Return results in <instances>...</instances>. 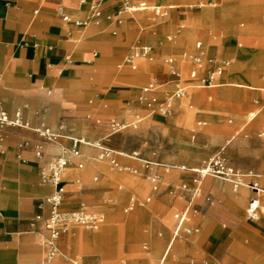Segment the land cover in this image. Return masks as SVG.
Segmentation results:
<instances>
[{"label": "rangeland", "instance_id": "rangeland-1", "mask_svg": "<svg viewBox=\"0 0 264 264\" xmlns=\"http://www.w3.org/2000/svg\"><path fill=\"white\" fill-rule=\"evenodd\" d=\"M139 1L143 0H132V2ZM145 1L147 4H171L172 2L171 0ZM201 1L204 4L217 3L214 7L215 12L223 7V0ZM64 2V5H54L51 9L47 8L44 3L40 4L37 16L31 26L36 28L37 22L42 16L41 29L44 27L49 31L51 27H61L66 30L63 35H58V38H49L48 43L53 46L50 54L57 56L59 64L56 66L58 69L55 68L53 71L55 66L48 61L51 74L48 76L45 74L44 77L41 75V78L38 76L40 79L37 82V89L45 97L54 96V92L51 94L47 92L48 88L49 90L59 88L63 82L76 79L79 82L78 89L60 91V93L65 94L68 91L71 93L75 91L77 92L76 98L75 96L69 97L68 103L54 99V107L47 115L45 114L48 108L47 104L43 102L35 108L26 105L31 94L24 92L23 103L13 106L9 110H14L17 107L29 111L38 110L43 115L44 122L53 125L58 120L63 119L70 127L85 134L89 142L100 140L108 134L109 131L104 125L107 120L112 118L123 119L127 126L104 140L113 150L125 153L124 155L114 154L115 161H122V168L115 169V171L132 178L137 184L145 182L146 189L140 194L136 187L127 183L121 184L105 180L104 173L96 168V163L106 161L108 166L114 165L108 160L97 159L94 150L91 155H85L82 170L87 167L92 168L87 181L76 178L72 182L75 183L80 180L83 193L87 191L97 192L98 195H104L103 199L105 200L93 203L87 196H82L66 201L72 206L85 204L89 206L88 209L91 211L103 209L104 207L99 206L100 203L115 205L116 217L112 219V225L113 230H117L120 234V250L112 261L101 258L96 249L80 257L70 250L68 245L69 234H64L58 240L61 253L68 258L77 259L78 264H96L97 262L101 264H130L148 257L151 252V246L148 242H141L138 250H134L128 244L126 217L135 211L137 206L146 207L156 200V197L166 202V209L149 210L151 219L147 230L157 236H162L166 229L171 232L173 226L168 223V219H171L173 223V214L188 203L185 202L189 194L186 189L180 186L182 182L183 184H198L200 188V193L195 197L188 217V222L193 225V232L195 233L189 236L180 232L182 237L192 239L201 236L204 232L200 224L202 218L207 223L208 230L213 234L220 230L229 231L232 234L243 233L246 238L244 240H248L254 246L252 250L254 255L245 263L256 264L261 258L264 259V204L259 206L260 218L258 220L248 218L246 213L249 200L257 198V191L252 189L249 182L256 181L260 187L264 188V121H250L253 114H248L245 118L249 111L264 107V90H261V87H264V0L259 3L252 0H233L231 9L227 8L229 12L226 15L231 20L235 30L233 40L226 41L225 36H222L220 31H214L211 25H203L199 27L198 31L209 29L212 32L211 40L205 42L200 36H197L191 41V49L184 45H176L175 34L188 27L191 18L198 13L196 10L199 7L198 4L193 7L181 5L178 8H172L165 19L158 20L151 26L150 24L153 22L152 12L126 11L119 13L117 0H64ZM94 2L104 13L99 23L94 22L90 17V9ZM81 4L85 6V12L82 15L76 13L79 5L82 6ZM38 6L39 4H37ZM174 12L176 13L175 18H173ZM64 15L69 16L73 21H86L87 24L75 26L73 23H66L62 19ZM117 16L122 18V23L119 25L115 22ZM258 19H261L262 23L253 26L252 22ZM169 20L172 26H169V31H164V26L167 25L165 22ZM181 24L184 26L183 28L179 27ZM77 37L81 41L74 44L73 41ZM138 39L146 41L152 47L149 55L141 58L148 63V69L140 76L137 75L139 66L136 70H131L122 64L124 56L130 51L132 44L138 42ZM198 40L202 41L204 57L207 55L208 57L212 56L217 61L228 60L225 70L216 81L220 84L217 87H194L188 77L191 61L187 57L183 58L181 54L186 52L188 55L195 52L194 45ZM82 42L85 43L82 51L83 56L76 58V50L80 48ZM56 47L59 50H55ZM233 48H236L233 54L228 55V52H224ZM93 52H97V56L91 60ZM165 58H172L173 62L180 66V79L169 71L164 62ZM119 64H121L120 67ZM42 77L43 80H41ZM47 78L50 82L46 81ZM30 79L31 77L27 76L26 80ZM150 83H154L157 96L160 99L171 96L179 88L183 89L181 95L175 98L176 110L173 114L162 115L158 111H153L152 107H149L145 102L138 100L141 89ZM237 83H243L245 86H238ZM160 84L172 86L161 87ZM42 87L43 89H41ZM188 89L194 90L195 93L186 94ZM229 107H233L234 110H230ZM236 109L241 112V120H244L242 123H235L237 115L234 111ZM0 110L5 109L0 108ZM183 111L193 112L189 123L178 118ZM87 115L90 117L87 118ZM96 119H100L103 124L96 125L94 123ZM209 127H228L229 129L219 133L217 139H213V137L205 134ZM91 130L98 132L90 135ZM4 132L12 136V140L29 135L25 129L20 127L5 128ZM228 140L229 142H227ZM24 149L32 150V146ZM132 151L139 152L141 157L146 159L168 164H183L187 170L169 168L165 171L159 169L162 178L158 190L154 194V198L152 197L150 201L146 202V197L151 188V179L148 177L149 173L146 174L148 169L144 163L130 156ZM24 153L16 146V157L22 156ZM0 154H5L1 152V147ZM214 158L222 159L234 171L241 174V178L247 187L239 186L235 189L229 176L221 172L202 174L192 171L193 168H203ZM25 160L26 162L20 160V163L25 165L29 162L28 159ZM31 163L35 167L30 168L29 171H20L16 167L15 170L7 172L6 184L11 188L17 187L18 182L14 176L15 173L21 176L36 177V161L33 159ZM155 169V166L152 167V171ZM0 174L2 173L0 172ZM93 177H97V180H93ZM63 181L65 182V178ZM242 188L247 190V197L239 204L235 197ZM114 192H118L123 197L118 200ZM260 193L258 198L264 197V193ZM39 196L32 197L29 204L22 203L16 221L21 224L27 223V219L35 211L36 198ZM130 197L134 198L137 205L133 209L125 211ZM105 224L106 222L96 230L102 229ZM74 227L88 229L80 225ZM21 230L32 232L27 226ZM38 240L39 236L36 234L34 241L36 245H38ZM258 241L260 242L256 245L255 243ZM165 243L166 241H164L163 247H165ZM197 248L198 251L205 249L199 241ZM205 251L211 257L208 261L209 264L216 261L213 257L215 250L210 244H208V250ZM6 252L5 249L0 251V264L5 263ZM37 259L40 263L41 253H38ZM198 259L200 258H193L192 262L189 261L195 264ZM56 260L59 264H72L61 255L48 264H52ZM174 263L165 262V264Z\"/></svg>", "mask_w": 264, "mask_h": 264}, {"label": "crops", "instance_id": "crops-1", "mask_svg": "<svg viewBox=\"0 0 264 264\" xmlns=\"http://www.w3.org/2000/svg\"><path fill=\"white\" fill-rule=\"evenodd\" d=\"M119 1L120 0H117L118 8H119ZM129 1L133 5H138L139 3L144 2L148 6L147 9H143V10L137 9L129 12H135V11L152 12L153 17L151 18L153 22L150 24L151 26L157 23L158 20L165 19L168 15L169 10L172 8L173 9L178 8L181 5L193 7L194 5L198 4L199 7L198 9H196L198 13L191 18L188 27L179 30L175 34L176 45H184L185 47L191 49L192 47L191 41L193 38L197 36H200L205 42H210L211 40L210 36L212 32L209 29L202 30L201 32L198 31L199 27L203 25H211L214 31H220L221 35L225 36L226 41H232L235 35V30L232 27L233 26L232 22L226 17V15L229 12L227 8L231 9L230 7H232L233 0H223V4H222L223 7L217 12H215L214 10V7L217 5V3L204 4V2H202L201 0H171L172 1L171 4H147L145 0L139 2H132V0ZM252 1L259 3L262 0H252ZM43 3L46 5L47 8L51 9L54 7V5H58V4L64 5L65 2L64 0L61 1L0 0V108L1 109L4 108L5 111H7L10 115H12L17 109H19L21 110L23 117L29 120L32 124H38L41 122L49 126H55L59 122H65L69 130L73 134L81 135L87 138L85 134L70 127L69 124L63 119L58 120V122H56L54 125L44 122L45 120L43 118V115L40 114L38 110L29 111L27 109H22L18 107L15 108L14 110H9L11 107L18 106L23 103L24 92L31 94L27 100L28 104L25 101L26 105H30L35 108L44 102L48 106V108L45 111V114L47 115L54 107V99H59L63 103H68L71 97L73 98L75 96L76 98L77 92L75 91H74L75 93L74 92L71 93L69 91L66 94L60 93V91L62 92L63 90H67V89L68 90L78 89L79 86L77 85L79 84V82H77L76 79H70L66 83L63 82L62 84H60L59 88H53L50 90L48 88L47 92L49 94L54 92V96L45 97L43 94L39 93L40 90L37 89V82L41 78V75H43L44 77L45 74L47 76L51 74L50 73L51 69L48 68V61L52 62V64L55 66L53 67V71L55 68L58 69V67L56 66L57 64H59L57 56H53L52 54H50L53 46L48 43L49 38L50 37L56 38L60 34L63 35L66 31L64 28L61 27L59 28L51 27L49 31L46 30V28L44 27L43 29H41L40 27H42L41 24L42 23L41 20L43 18L42 16H40L39 21L37 22L36 25L37 27L36 28L31 27L39 11L40 4ZM37 4H39L38 7ZM92 6L90 9V15L92 12ZM152 6H159L160 8L164 9L166 11L165 15L164 16L156 15L155 12L151 9ZM77 10L78 11L76 13L82 15L83 12H85V6L79 5V8ZM100 10L102 16L104 13L102 9ZM118 17L121 18L120 16H117L116 18ZM175 17H176V13L174 12L173 18ZM116 18H115V22L117 23ZM63 21H65L66 23H73L75 26H79L76 25L75 21L71 19L69 21L63 19ZM121 23H122V18H121V22L117 24L119 25ZM165 23L168 26L167 25L164 26V31H169V26H172V23L170 20ZM260 23H262L261 19L252 22L253 26L259 25ZM179 27L183 28L184 26L181 24ZM72 34H74V32H72ZM79 41H81V39H78L77 37L74 39L73 42L74 44H77L79 43ZM196 42L201 43V47L199 49L196 47ZM196 42L194 45L195 52H191L189 54L198 53L200 51H202L204 54L205 52L203 50L204 48L202 46V41L198 40ZM84 44L85 43L82 42L81 45L79 46L80 48L76 50L75 53L76 58H80L81 56H83L82 51ZM139 44L149 45L146 41H143L142 39H138V42L132 44L130 51L124 56V58L131 52L134 46ZM210 49L213 50V48ZM55 50H59V48L56 47ZM235 51L236 48H233L230 51H224V52H228L227 54L229 55V54H233ZM94 53H96V55H94ZM181 55L183 56V58H186L187 53L183 52ZM96 56H97V52H93L91 60H94ZM205 56L208 57L207 55ZM124 58L122 64L128 66V68H130L131 70H136L137 67L139 66L138 74H137L138 76L144 74L147 71L148 63L145 60H142L141 58L137 59L136 68H132L124 62ZM211 58L213 57L211 56ZM60 63L65 64L64 62H60ZM173 64L176 66L178 72L180 73V66L174 62ZM118 66L120 67L121 64H119ZM27 76L31 77V79L26 80ZM38 76H40V78ZM220 76L217 77L216 81L219 79ZM43 77L41 80L44 79ZM46 81L50 82L48 78L46 79ZM219 85L220 84L216 82L214 86L197 87V88H212V87H217ZM237 85L245 86V84L243 83H237ZM159 86L171 87L172 85L160 84ZM251 87L255 88L253 86ZM41 89H43V87ZM261 90H264V87H261ZM219 91L221 92L222 90ZM194 93H195L194 90L188 89L186 94L192 95ZM154 94L157 96L156 89ZM229 109L234 110L233 107H229ZM234 113L235 115H237L235 123H242L244 120H241L242 115L240 110L236 109ZM248 114H253L250 118V121L251 120L264 121V107L249 111L245 115V118L247 117ZM192 116H193V112L183 111L178 118L180 120H184L186 123H189L191 121ZM95 121L94 123L96 125L103 124L101 120L100 123H96ZM104 125L108 129L107 121L104 123ZM5 128H12V127L0 125V147H1V152L5 153V154H0V172L2 173L0 174V251H3L4 249L7 251L6 252L7 258L4 264H40V263L48 264L44 262V250L40 245L41 234H39L38 231L32 230L30 228L29 220L37 213H45L46 209L44 207L41 208L40 204L43 202V199L51 192V188L48 184H43L40 182L39 170L42 163L45 160L49 159L51 156H53V154L57 150L54 146L48 145L46 147L45 157L43 160H38L37 158H35L33 154V150H29V149H23L22 152L25 153L22 154V156L19 155L18 157H16L15 149L16 146L18 149V145H17L18 143H20L24 139H28L32 143H35L38 142L40 139L36 134L25 129V132L29 135L17 137L16 139L12 140L11 138L12 136L6 134L5 133L6 130L4 132ZM228 129H229L228 127H224V128L209 127L206 129L205 134L213 137V139H217L219 133L223 131H227ZM97 132H98L97 130H91L90 135L97 134ZM3 133H5L4 136ZM109 136L111 135L107 134L106 136L102 137L100 140L102 139L104 140ZM104 142L108 145L106 140H104ZM227 142H229V140ZM80 150L82 153V158L71 159V161L69 162V164L67 165V167L63 172L62 183L64 186V197H63L64 199H63L62 207L64 210H75L81 205V204H78L77 206L69 205L66 201L68 199L87 196V198L93 203H97L99 201L105 200L103 199L104 195L103 196L98 195L97 192L87 191L83 193L82 188L80 186V180L76 181L75 183L72 182V180L76 178L87 181V177L92 168L87 167L86 169L82 170L84 167V160H85L84 157L85 155H91L93 153V150H94V155H97L98 152L97 149L89 145H82L80 147ZM31 154L33 155L32 156L33 158L31 157ZM7 156L9 157L7 158ZM113 157L115 159V156ZM19 159L24 162H26L25 159H28L29 162L23 165L20 163ZM33 159L36 161L37 164L36 177L38 179V182L35 176H31V177L28 175L21 176L15 173L14 176L18 182L17 187L11 188L9 185L6 184L7 172H11L12 170H15L16 167H18L20 171H25V170L29 171L30 168L35 167L34 164L31 163ZM80 162L82 163V167L78 166ZM118 162L119 164L122 163V161H118ZM96 168L104 173L105 180L119 182L121 184L127 183L130 186L136 187V189L140 194H142L143 191L146 189L145 182H141L137 184L132 178L126 177L123 173L115 171L116 168H113L111 165L108 166L106 164V161L96 163ZM159 169H164L165 171L169 170L162 167L157 168L154 171L146 170V174L149 173L148 176L152 172H156L158 174L159 176L158 186L162 178ZM63 178H65V182L63 181ZM93 180H97V177H93ZM150 183H151V188L146 197V202L150 201L152 197L154 198V194L158 190V187L156 190H154L152 188L151 181ZM182 184L183 183L181 182L180 186H182ZM184 184H186L189 187H193L195 185V184L191 185L188 183H184ZM114 195L118 200H120L123 197V195L119 194L118 192H114ZM34 196H39L38 198H36L34 213L32 214V216H30L27 219L26 224L19 223V221H16L17 220L16 217L18 215L17 213L20 209V206L22 205V203L29 204L32 200V197ZM246 197H247V190L245 188H242L240 192L236 195L235 199L240 204L244 201ZM155 199L156 200L152 201L146 207L137 206V209L126 217V221L128 222L127 223L128 244H130L134 250H138V246L141 244V242H148L151 246V252L149 253L148 257L134 261L130 264H165L166 261H169V263L175 262L174 264H193L191 263L192 259L198 257L200 259H198L195 264H209L208 261L211 259V257L205 251L208 250V244L212 246V249L214 248L215 251L213 257L216 259V261L210 264H247L245 262L254 255L252 254V250L254 246L252 245V243H249L248 240L247 241L244 240L246 238L244 237L243 233L232 234L229 231L220 230L217 231L215 234H213V232H210L208 230L207 223L202 218L200 224L204 232L201 236H197L195 238L190 239L189 237L188 238L182 237V235L179 233L178 236L173 237V230L176 222L174 218V214L182 211L185 205L183 208L176 210V212L173 214V219H174L173 223L171 219H168V223L172 224L173 226V230L171 232H169L166 229L165 231H163L162 236H157L156 234L151 233L150 231L147 230L148 226L150 225V219H151L150 217L151 213L149 212V210L166 209L165 208L166 202H163L162 199L159 200L156 197ZM188 199H189V195L185 203L188 202ZM136 205L137 204H135L134 198L130 197L125 211L133 209L134 206ZM85 206L87 207V209L89 208V206L87 205ZM99 206L104 208L97 209L92 212H101L104 214L103 223L106 222V224L103 225L102 229L99 230L78 229L73 226L72 229L65 234H69L68 245L70 247V250L73 251L76 255L82 257L84 254L96 249L100 253L101 258L112 261L116 256V254H118L121 245L120 234L117 230L116 231L113 230V225H112V219L116 217V206L112 204L107 205L106 203H102V204L100 203ZM186 225L194 228L192 224H189L188 220L186 222ZM25 226H27L30 230H32V232L25 230L20 231V229L24 228ZM38 227H39L38 228L39 231H42L41 227L40 226ZM193 230L191 233H185L184 231L181 232H184L186 235L191 236L195 233L193 232ZM36 234L39 236L38 245H36L34 242ZM164 241H166L165 247H163ZM198 241L200 242V245L203 246L205 249L198 251L197 248ZM259 242L260 241L256 242L255 244L257 245V243L259 244ZM38 253H41L40 263H38L39 261L37 259ZM59 256L60 255L56 256L55 258L57 259V257ZM61 257L63 256L61 255ZM69 259L75 260L76 264H78L77 259L75 258H69ZM52 264H59V263L56 260ZM96 264H101V263L97 262ZM256 264H264V259L261 258V260H259Z\"/></svg>", "mask_w": 264, "mask_h": 264}, {"label": "built area", "instance_id": "built-area-1", "mask_svg": "<svg viewBox=\"0 0 264 264\" xmlns=\"http://www.w3.org/2000/svg\"><path fill=\"white\" fill-rule=\"evenodd\" d=\"M148 6L141 2L138 5H133L129 0L119 1V11H134L137 9H147ZM151 9L156 15L164 16L166 11L159 6H152ZM91 19L99 23L101 17V10L96 3L92 6ZM63 19L69 21L68 16L64 15ZM117 23L121 22V18H116ZM76 25L87 24L86 21H75ZM196 47H201L200 42H196ZM151 52V46L147 44H139L132 48L131 52L124 58V62L132 68H136V60L139 58H145ZM96 55V53H94ZM203 52L189 54L186 57L191 61V68L188 72V77L192 81V85L195 87H209L216 84V79L225 70L228 60L217 61L211 57H204ZM165 63L169 66V71L175 75L178 79L181 78L176 66L173 64L171 58L165 59ZM155 85L150 83L141 89V94L138 96V100L145 102L149 107H152L153 111H158L162 115L169 116L174 113V101L175 98L181 95L183 91L179 88L171 96L159 99L155 94ZM89 118V115H87ZM96 123H100V119H96ZM0 125L8 127H20L27 129L38 136L40 139L38 142L32 143L28 139L22 140L18 144V149L23 150L28 146H32L33 154L38 160H43L45 157V150L48 145H52L56 148V152L49 159L45 160L40 166L39 178L43 184H48L51 188V192L43 199L40 204L41 208H45V213H37L30 220V228L38 231L41 234L40 245L44 250V262L49 263L56 256L62 255L72 263L76 264L75 260L69 259L66 255L61 253L58 247V239L62 234L68 233L74 225H82L91 229H97L103 223L104 214L101 212H92L87 209L84 204H81L75 210L63 209V197L64 186L62 183V176L65 168L73 158H82L80 147L82 145L90 144L93 148L97 149V159L108 160L111 164L115 163L114 154L117 151L110 148L104 140H96L89 142L84 136L73 134L65 122H59L55 126H49L44 123L32 124L29 120L25 119L21 110L17 109L12 115L5 110H0ZM127 126V123L123 119L112 118L107 120L108 135L118 133ZM132 158L139 159L144 163V166L152 171V167L155 168H174L179 170H187L185 165L168 164L157 160H151L141 157L137 151L131 152ZM82 167V163L78 164ZM193 172H200L202 174L218 173L221 172L229 176L233 186H241L243 180L241 174L234 171V169L227 165L222 159L214 158L210 160L203 168H193ZM152 182V188L154 190L158 187L159 176L156 172H152L149 176ZM252 189L256 188L257 194L260 193L259 185L256 181H250ZM182 188L189 192V199L187 205L180 212L174 214L176 220L173 230V237L179 235L181 231L185 233H191L194 228L186 225L189 217V212L193 206V201L200 193L198 184L193 187H189L186 184H182ZM263 192V191H262ZM264 193V192H263ZM247 217L253 220H258L259 216V204L256 199H252L246 208ZM41 230L39 231V227Z\"/></svg>", "mask_w": 264, "mask_h": 264}, {"label": "bare ground", "instance_id": "bare-ground-1", "mask_svg": "<svg viewBox=\"0 0 264 264\" xmlns=\"http://www.w3.org/2000/svg\"><path fill=\"white\" fill-rule=\"evenodd\" d=\"M86 145H89V146H91L90 144H86ZM118 152V154H120V155H124L125 153L124 152H121V151H117ZM115 167H116V169H121L122 168V165L121 164H119V162L116 160L115 161V163L113 164ZM112 166V165H111ZM114 166H112L113 168H115ZM242 186H246L247 187V185H246V183L245 182H242V184H241V186L240 187H242ZM238 187H236L235 189H237ZM253 189H256V188H253ZM259 191L260 192H264V188H262V187H259ZM260 195H261V193H259V194H257V198H251L250 200H249V202L252 200V199H256V201L258 202V204H259V206L260 205H262V204H264V197H262V198H258V197H260ZM248 202V203H249ZM103 222H104V220H103ZM103 224V223H102ZM74 226H77V225H74ZM80 226H82V225H80ZM85 227V226H84ZM85 228H88V227H85ZM88 229H91V228H88ZM50 262H52V261H50ZM49 262V263H50Z\"/></svg>", "mask_w": 264, "mask_h": 264}]
</instances>
